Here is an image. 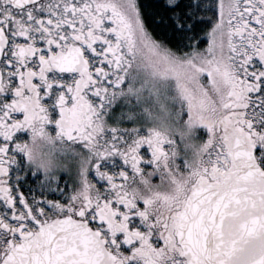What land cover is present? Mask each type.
Instances as JSON below:
<instances>
[{
	"label": "snow or ice",
	"instance_id": "6c2138e0",
	"mask_svg": "<svg viewBox=\"0 0 264 264\" xmlns=\"http://www.w3.org/2000/svg\"><path fill=\"white\" fill-rule=\"evenodd\" d=\"M0 264H264V0H0Z\"/></svg>",
	"mask_w": 264,
	"mask_h": 264
}]
</instances>
